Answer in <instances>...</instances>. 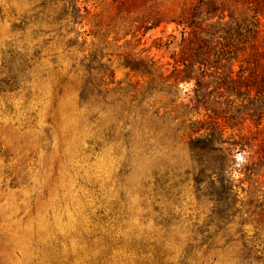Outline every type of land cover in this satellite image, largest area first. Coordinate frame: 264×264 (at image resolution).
Returning <instances> with one entry per match:
<instances>
[{
  "label": "rangeland",
  "instance_id": "1",
  "mask_svg": "<svg viewBox=\"0 0 264 264\" xmlns=\"http://www.w3.org/2000/svg\"><path fill=\"white\" fill-rule=\"evenodd\" d=\"M62 4L43 10L40 0H0V264H94L106 241L128 240L154 244L161 264H240L239 232L252 242L257 234L261 261L250 264H264V228L255 229L264 224V178L238 184L240 154L228 157L239 185L233 216L215 231L205 185L196 187L185 174L188 153L163 137L172 124L155 116L152 99L135 109V135L126 146L105 137L112 116L128 106L127 84L139 82L120 66L122 57L165 65L178 47V32L168 26L123 40L110 9L100 20L75 25L68 18L54 21ZM92 32L99 35L93 39ZM169 35L167 51L154 49L155 40ZM83 40L111 55L102 62L109 69L104 77L95 73L103 111L91 102L94 96L81 101L83 61L92 51L80 48ZM190 90L182 86L178 98ZM141 122L148 143L136 133Z\"/></svg>",
  "mask_w": 264,
  "mask_h": 264
},
{
  "label": "trees",
  "instance_id": "2",
  "mask_svg": "<svg viewBox=\"0 0 264 264\" xmlns=\"http://www.w3.org/2000/svg\"><path fill=\"white\" fill-rule=\"evenodd\" d=\"M40 1L43 10L48 6L57 9L63 3L54 21L68 18L75 25L88 17L100 20L104 8L110 9L115 20L120 21L123 40L168 26L178 32V47L169 53L165 65L157 66L153 58L122 57L120 66L139 82L127 84L124 95L128 106L112 116L116 121L106 129L105 137L112 136L126 146L135 135L131 131L132 122L137 120L135 109L148 105L146 101L152 99L148 106H156L155 116L172 124L163 137L185 147L191 164L185 174L193 176L196 187L205 185L203 196L215 211L211 224L215 231L224 230L233 213L235 189L239 186L232 180L228 157L235 154L242 157L238 184L252 185L264 178V0ZM89 35L94 39L99 34ZM172 39V35L166 41L158 38L153 47L167 51ZM67 45L70 48L73 43ZM79 46L92 50L83 61L87 63V80L80 92L81 101L86 103L94 96L91 102L103 111L107 104L95 83V73L101 71V78L104 77L109 69L102 62L111 55L104 54V48L93 41L87 45L83 40ZM112 75L109 72V77ZM184 85H191V90L184 92L180 100L177 93ZM137 131L145 143L151 141L142 122ZM262 228L261 222L255 225L256 230ZM239 240L240 264H250L251 260L259 263L256 240L252 242L242 232ZM102 248L94 264L119 259L123 264H161L163 259L154 244L106 241Z\"/></svg>",
  "mask_w": 264,
  "mask_h": 264
}]
</instances>
